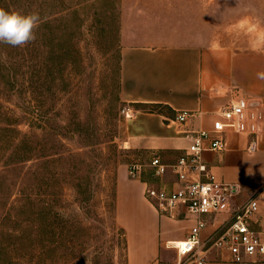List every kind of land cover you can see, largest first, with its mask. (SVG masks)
I'll list each match as a JSON object with an SVG mask.
<instances>
[{
    "label": "rangeland",
    "instance_id": "obj_1",
    "mask_svg": "<svg viewBox=\"0 0 264 264\" xmlns=\"http://www.w3.org/2000/svg\"><path fill=\"white\" fill-rule=\"evenodd\" d=\"M0 8L41 18L34 42L0 43V264H128L116 168L149 157L124 142L121 46L264 52V0H0ZM40 99L47 154L62 157L22 161L33 143L16 141L41 134ZM34 193L49 202L39 234ZM175 257L163 248L161 264Z\"/></svg>",
    "mask_w": 264,
    "mask_h": 264
},
{
    "label": "crops",
    "instance_id": "obj_2",
    "mask_svg": "<svg viewBox=\"0 0 264 264\" xmlns=\"http://www.w3.org/2000/svg\"><path fill=\"white\" fill-rule=\"evenodd\" d=\"M120 96L132 114L126 122V146L140 150L149 161L160 156L172 165L192 142L193 130L212 129L220 109L241 96L264 100V52L214 45L124 44L120 48ZM136 103L162 106L160 111H148ZM183 111L189 116L177 120ZM259 126L258 135L228 130L227 146L203 155L217 179L241 185L238 202L264 184V119ZM177 183L172 168L155 176L146 165L133 178L127 163L117 166L115 218L125 232L128 264L163 263V248L176 254L167 242L184 239L195 224L197 217L183 207L178 216H167L146 196L147 186L172 189ZM226 216L206 215L209 226L204 234ZM206 264H264V258L234 262L227 252L212 248Z\"/></svg>",
    "mask_w": 264,
    "mask_h": 264
},
{
    "label": "built area",
    "instance_id": "obj_3",
    "mask_svg": "<svg viewBox=\"0 0 264 264\" xmlns=\"http://www.w3.org/2000/svg\"><path fill=\"white\" fill-rule=\"evenodd\" d=\"M124 112L127 117L132 115L130 108L126 107ZM188 116L189 112L183 111L176 119L184 121ZM263 119V98L241 96L217 112L211 130L192 131V142L174 164L165 163L160 156L152 157L148 164H128V173L133 178L139 177L146 165L152 167L155 176L172 168L178 177L176 187L147 186V198L164 215L176 217L183 207L197 217L184 239L167 242L169 248L176 250L175 260L170 264H206L212 248L227 252L234 262L264 258V184L252 196L238 202L241 185L217 179L203 156L207 150L227 146L228 130L258 135ZM254 147L255 141L250 145L251 149ZM221 214L227 216L214 222V228L205 235L209 226L206 215Z\"/></svg>",
    "mask_w": 264,
    "mask_h": 264
},
{
    "label": "trees",
    "instance_id": "obj_4",
    "mask_svg": "<svg viewBox=\"0 0 264 264\" xmlns=\"http://www.w3.org/2000/svg\"><path fill=\"white\" fill-rule=\"evenodd\" d=\"M135 106H137V108H141L143 110H148V111H160L161 110V106L160 104H155V105H151V104H142V103H136ZM33 112L35 113V117L39 118V122L36 121V127H39V129H41V134L38 136V135H23V138L20 137L16 143L19 144L20 142H24V143H27V142H30L32 141L33 145L30 146V149H25L22 158L23 159H20L22 161L24 160H27V159H35L36 161L37 160H42L44 157H47L50 155H58L59 157H62V153L61 152H57V151H51L52 153H49L47 154L49 151L46 150V142L44 140L45 136L48 135L49 133H47L46 131L48 129L45 130V126H46V114H47V111L45 110V105L43 103V101L40 99L38 102H37V105L36 107H34L33 109ZM46 119V120H45ZM33 120V119H32ZM48 122V120H47ZM32 123V122H31ZM8 128V127H6ZM7 130L9 131H17L16 128H8ZM55 131H57L55 129ZM44 140V141H43ZM26 150H30V154L28 155L27 151ZM138 151V150H135V152ZM29 152V151H28ZM16 152H12L10 155L11 156H14ZM19 154V153H18ZM9 156V154H8ZM18 156V155H17ZM34 197L33 198V205H34V227H35V232L37 234H39V232L41 231V228H42V224H43V214L45 212V208L48 207L49 205V202L45 201L43 199V197L41 196V193H34Z\"/></svg>",
    "mask_w": 264,
    "mask_h": 264
},
{
    "label": "clouds",
    "instance_id": "obj_5",
    "mask_svg": "<svg viewBox=\"0 0 264 264\" xmlns=\"http://www.w3.org/2000/svg\"><path fill=\"white\" fill-rule=\"evenodd\" d=\"M40 23L38 12L22 13L0 8V43L22 47L34 42Z\"/></svg>",
    "mask_w": 264,
    "mask_h": 264
}]
</instances>
